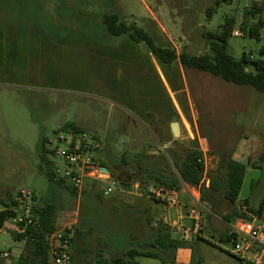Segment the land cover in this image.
<instances>
[{"label": "rangeland", "instance_id": "rangeland-1", "mask_svg": "<svg viewBox=\"0 0 264 264\" xmlns=\"http://www.w3.org/2000/svg\"><path fill=\"white\" fill-rule=\"evenodd\" d=\"M263 6V0H0V201L8 203L22 190L53 195L56 225L76 222L73 264H98L132 248L162 251L153 244L156 240L142 246L125 243L132 221L110 207L121 196L120 184H100L98 178L76 194L65 185L51 188L48 164H63L49 149H65L57 132L75 123L102 144L96 166L102 157L110 164L109 154L123 159L119 165L140 181L141 193L147 183H153L151 190L159 185L148 177L149 169L175 174V153L183 159L187 151H203L205 184L249 139L250 167L240 199L231 204L237 210L247 199L264 221V94L178 61L163 64L145 43L128 35L111 36L103 24L105 15L116 14L143 29L157 46L202 55L209 52L205 34L217 31L226 18L234 19V31L259 18L264 22ZM260 34L257 40L232 33L229 53L237 60L243 53L258 58L264 27ZM175 122L180 125L177 136L171 130ZM109 186L113 192L105 196L102 190ZM176 194L181 207L156 203V218H166L161 227H172L174 238L187 240L186 245L172 253L174 263L135 257L137 264H243L230 253L231 242L210 236L201 224L193 231L187 209L195 201L183 184ZM178 228L189 230L184 235ZM10 229L7 224L0 231V264H13L25 251V242L16 240ZM112 253L117 256L109 258Z\"/></svg>", "mask_w": 264, "mask_h": 264}, {"label": "trees", "instance_id": "trees-1", "mask_svg": "<svg viewBox=\"0 0 264 264\" xmlns=\"http://www.w3.org/2000/svg\"><path fill=\"white\" fill-rule=\"evenodd\" d=\"M233 1L234 0H221V2L225 3ZM211 12L209 16H211ZM103 24H105L107 32L111 36L119 37L121 35H128L134 42L145 43L156 58L163 64H172L178 61L182 67L209 73L235 85L251 86L259 93L264 94V48L259 50V55L256 59L252 54L247 53H243L240 60L235 59L229 53V39L232 37L235 27V22L232 18H226L217 31L205 34V39L208 41L209 52L202 55H189L187 53L177 54L174 50L157 46L143 29L135 24L127 25L124 21H121L120 17L116 14L105 15ZM263 27V19L259 18L256 24L244 26L241 30L244 33V37L250 36L260 40V31ZM249 65L252 66V70L248 69ZM60 129L63 131L72 130L75 133H85L84 130L75 123H66ZM41 152L42 156H44L46 150L42 148ZM94 161H96V158H94ZM174 161V167L178 175L174 174L175 177L171 178L169 184H165L163 190L179 191L182 183L192 187H200L205 175L203 151L198 148L187 151L183 159H181L178 154H175ZM248 165L249 164L239 163L230 156L225 165V169L218 170L217 176L211 179L209 189L214 192L219 191L221 183H224L226 198L231 203H235L241 192ZM99 166L107 167L103 162H100ZM48 167L47 177L50 183H54L52 180V167L49 164ZM57 184L61 186L65 185L63 182ZM65 186L72 193H77L70 186ZM204 194L202 195V200L205 198ZM10 201L9 204L0 201V205L3 206V209L0 210V228L16 215L13 210V206L16 205V202L13 199ZM250 210L255 213L251 208ZM56 213L57 205L54 203L33 206V214L37 224L26 228L22 232L13 233L16 240L25 242V251L14 264H52L49 253L48 236L59 228L56 225ZM173 233V229L168 225L162 226L159 229V234L155 238L156 242L154 245L162 248L160 252L142 248H132L126 254L111 259H105L98 264H137L135 257L156 259L162 257L174 263L175 258L172 257V253L178 248L185 246L187 240L176 239L173 237ZM235 239L236 236L230 233L226 234L223 241L232 243Z\"/></svg>", "mask_w": 264, "mask_h": 264}, {"label": "crops", "instance_id": "crops-1", "mask_svg": "<svg viewBox=\"0 0 264 264\" xmlns=\"http://www.w3.org/2000/svg\"><path fill=\"white\" fill-rule=\"evenodd\" d=\"M248 138V137H245ZM246 149V154H248V162L245 163L244 160L241 158L244 155V150ZM176 154V153H175ZM174 154V155H175ZM156 156V152H152L150 154V158L152 160ZM205 156V155H204ZM232 159L242 163V164H249L250 162V157L252 156V144L249 139L244 140L241 144L238 145L237 150H234L232 152ZM110 160L111 163L108 164L105 161H103V157L101 158L100 162H103L107 165V169L109 170V174H104V176L100 178V184H106V182L114 181L112 179H115L114 182L116 184H120L121 187V196L118 199H115V204L110 203L111 209H113L115 212H119L123 216V220L125 221H132V225L130 227V230H128L124 237H125V243L128 246H134V245H148L149 242L151 244L154 242L155 238L159 234V229L161 228V223L166 222V218L164 220L160 221L156 218V214L158 212L156 203H162L164 204L167 208L171 207H181V204L178 202L176 199V203L172 204L171 202L164 201L161 199H156L153 197V193L157 190H163L165 187V184H169L171 178H174V174L172 175L171 170L168 172V174L163 173L160 175L158 172H156L153 169H149L146 173L149 178L153 180H157V183L159 184L158 187L156 188L154 185V189L151 190V186H153V183H147V190L144 189L145 192L141 193L139 192L140 188V181L135 179L133 177V173H128L125 171L122 165H119L120 162L123 161V159L118 160L116 158H112V156H107ZM124 162V161H123ZM100 170V166H97ZM248 167H250L248 165ZM247 167V168H248ZM225 169V168H223ZM116 170V178H114L113 172ZM101 171V170H100ZM247 172V171H246ZM176 175H178L177 171L175 172ZM205 174H206V168H205ZM88 179V178H87ZM86 179V180H87ZM86 184L90 185L92 181L95 179L89 178ZM85 180V182H86ZM245 181V179H244ZM52 189H57L58 187H61V185H58L57 183H50ZM184 187L187 189L188 193L190 196L194 199V203H190L188 206V215H189V210L190 209H196V210H201L202 213V220L200 224L202 225L203 229L205 231H209L210 236H218L219 240H223L226 236V234H230L232 232V226L235 224L239 219H244V217L248 219H258V216L253 213L250 210L249 202L247 199H245L241 205L240 208L235 210L232 208L231 202L226 198L225 196V190H224V183H221L220 185V190L219 191H212L210 190V181L208 183H205L202 181V184L200 187H192L190 185H187L185 183H182ZM244 186V183H243ZM242 186V189H243ZM63 187V186H62ZM110 187V186H109ZM108 187V188H109ZM107 188V189H108ZM59 189V188H58ZM107 189H103L102 191H106ZM138 190V193H132V190ZM241 189V192H242ZM194 190V191H193ZM169 191H174V190H169ZM177 193V191H175ZM241 192L238 196V199H240ZM198 193V194H197ZM205 193V194H204ZM200 195L202 198V195H205V198L200 202L202 205V209L199 207L197 204L195 198L192 195ZM110 195V194H109ZM108 195V196H109ZM34 205H45L48 203H52L53 201V195H47L44 197H39L36 194H34ZM132 196V197H131ZM172 197V196H171ZM177 197V194H176ZM95 199V198H92ZM11 202V201H10ZM8 202V204L10 203ZM95 202V200H94ZM178 214H181L180 208H178ZM182 216L179 215V218ZM187 218V217H186ZM245 218V219H246ZM183 219V217H182ZM188 220H193L190 218V216L187 218ZM161 222V223H159ZM194 222V221H193ZM172 228V227H171ZM9 230V229H8ZM180 231L179 233H184L189 230L188 228H178ZM196 230L195 222H194V228L193 231ZM12 234L15 232L13 229H10ZM175 234L173 233V237ZM137 237V238H136ZM141 238V240L139 239ZM154 244V243H153ZM23 248V247H22ZM21 250V248H20ZM19 250V252H20ZM117 256L116 253L110 254L109 258ZM19 258V253L18 257ZM73 258H74V250L72 249V263L73 264ZM180 258V255H179ZM16 259V260H17ZM15 260V261H16ZM14 261V262H15ZM13 262V264H14ZM176 264V263H175Z\"/></svg>", "mask_w": 264, "mask_h": 264}, {"label": "built area", "instance_id": "built-area-1", "mask_svg": "<svg viewBox=\"0 0 264 264\" xmlns=\"http://www.w3.org/2000/svg\"><path fill=\"white\" fill-rule=\"evenodd\" d=\"M235 37H242L244 33L240 30L233 31ZM57 141L66 144L65 149L58 147L50 148L49 151L61 158L63 167L60 165L52 166V180L54 183L63 182L70 186L77 193L83 191L85 180L87 178L98 179L104 175L96 166L94 158L101 148L102 144L86 133H75L72 130H58ZM48 141L49 146L53 143ZM116 184L114 181H110ZM204 182V178H203ZM208 183V181L206 182ZM194 191V190H193ZM113 192L110 186L104 195L108 196ZM198 194V193H197ZM156 199L176 203L175 191L157 190L153 193ZM172 196V197H171ZM199 207L202 209L200 202L202 199L199 195H192ZM34 194L30 191L22 190L18 192L13 200L16 205L13 210L16 215L8 220L0 231L9 224L10 228L15 232H22L30 226L37 224L33 214ZM201 199V201H199ZM190 218L195 222L197 227L202 220L201 210H192L189 214ZM182 219V217L180 218ZM74 222L62 224L55 232L48 236L49 253L52 264H71L72 263V236L74 230ZM236 239L232 242V250L230 253L239 258L243 264H263L264 260V221L254 219H239L232 226V232ZM4 258H9L8 253L3 254Z\"/></svg>", "mask_w": 264, "mask_h": 264}, {"label": "water", "instance_id": "water-1", "mask_svg": "<svg viewBox=\"0 0 264 264\" xmlns=\"http://www.w3.org/2000/svg\"><path fill=\"white\" fill-rule=\"evenodd\" d=\"M171 130H172L173 136H177L180 133L179 123L177 122L173 123L171 126ZM100 170L104 174H109V170L106 167H101Z\"/></svg>", "mask_w": 264, "mask_h": 264}]
</instances>
